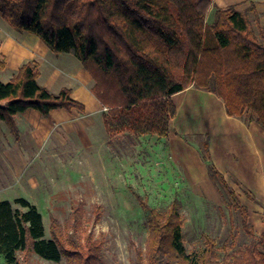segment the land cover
I'll return each mask as SVG.
<instances>
[{
	"label": "trees",
	"instance_id": "trees-1",
	"mask_svg": "<svg viewBox=\"0 0 264 264\" xmlns=\"http://www.w3.org/2000/svg\"><path fill=\"white\" fill-rule=\"evenodd\" d=\"M212 2L0 0V17L16 31L35 34L52 52L69 53L81 63L92 78L91 93L106 109L101 118L109 137H166L177 111L173 95L190 85L219 97L227 115L264 129V24L252 3L245 10L216 8L208 23ZM38 66L37 60L26 59L8 81L0 79V121L16 141L17 113L34 109L45 117L59 107L84 111L71 88L54 93L41 85ZM4 67L0 53V70ZM193 136L208 178L224 189L250 240L239 253L220 257L215 239L202 234V246L187 250L180 200L175 197L158 209L131 188L147 212L148 226L144 248L134 247L131 264H264V231L255 234L247 207L213 162L209 133ZM100 215L99 204L86 217L84 204L71 202L63 223L50 216L45 237L34 204L21 197L2 199L0 255L8 264H21L18 252L30 249L50 261L97 264L103 239L95 237L92 227Z\"/></svg>",
	"mask_w": 264,
	"mask_h": 264
},
{
	"label": "rangeland",
	"instance_id": "rangeland-1",
	"mask_svg": "<svg viewBox=\"0 0 264 264\" xmlns=\"http://www.w3.org/2000/svg\"><path fill=\"white\" fill-rule=\"evenodd\" d=\"M251 3L264 24V0H213L206 21L214 18L216 8L233 6L245 10ZM249 16L255 25L253 15ZM11 30L21 34L0 17V36ZM179 93L173 99L179 107L177 116L183 115L182 127L201 129L208 125L211 116L208 101L197 96L182 100L186 94ZM105 110L99 105L90 118V127L79 129L61 144L32 147L33 151L25 152L24 156L10 132L1 135L0 199L13 201L21 197L34 204L42 214L45 237L49 236L50 216L63 223L71 202H82L86 217L99 204L100 219L92 227L95 237L103 239L97 264H131L134 247L144 248L147 212L131 188L158 209L166 207L175 197L180 200L182 236L187 250L202 246V234L215 239L220 257L244 249L250 238L224 189L208 176L205 179L195 176L196 162L191 148L196 147L195 133L184 134L185 143L173 144L131 133L109 137L101 118ZM179 121L174 117L172 130L175 126L181 128ZM240 173L245 184L235 177L226 180L247 207L249 223L259 236L264 231V166L257 171L243 166ZM18 258L21 264H65L63 259H43L30 249L18 252ZM0 264H8L2 255Z\"/></svg>",
	"mask_w": 264,
	"mask_h": 264
},
{
	"label": "crops",
	"instance_id": "crops-1",
	"mask_svg": "<svg viewBox=\"0 0 264 264\" xmlns=\"http://www.w3.org/2000/svg\"><path fill=\"white\" fill-rule=\"evenodd\" d=\"M20 33L11 30L0 36V52L5 56V67L0 70V79L3 82L8 81L24 60L35 59L39 63L37 80L41 85L54 93H57L62 87H69L71 88V97L84 105V111H80L76 107H72L70 110L61 107L54 108L45 117L40 116L34 109L17 113L15 115L19 130L17 143L20 144L24 156L25 152L33 151L32 147L41 148L47 147L49 144H61L64 138L67 139L75 135L79 129L89 128L90 118L101 103L90 91L93 84L91 76L73 55L64 52L54 53L35 34ZM12 57L17 58L15 65L11 62ZM180 93L186 94L182 100L189 99L188 96H197L208 101L211 106L208 108V114L211 115L209 124L203 125L201 129L182 127L181 117L183 115L177 116L179 107L176 105L177 111L174 117L177 122L180 120L178 127L181 128L175 126L172 130L173 118L166 137L143 135L139 136L140 138L148 136L165 139L170 144L179 141L185 143L184 134L208 132L212 160L227 180L235 177L245 184L242 179L243 175L240 173L243 166L251 167L255 171L263 168L264 130L257 123L254 121L245 122L240 118L227 115L222 100L219 97L216 98L214 93L209 91L204 92L190 85ZM6 131L9 132L7 126L0 121V136ZM191 148L196 162L195 176L205 179L207 177L205 163L200 158L197 148L195 146Z\"/></svg>",
	"mask_w": 264,
	"mask_h": 264
},
{
	"label": "bare ground",
	"instance_id": "bare-ground-1",
	"mask_svg": "<svg viewBox=\"0 0 264 264\" xmlns=\"http://www.w3.org/2000/svg\"><path fill=\"white\" fill-rule=\"evenodd\" d=\"M11 62L15 65L16 62H17V58H16V57H12V58H11ZM88 106H89V104H88Z\"/></svg>",
	"mask_w": 264,
	"mask_h": 264
}]
</instances>
